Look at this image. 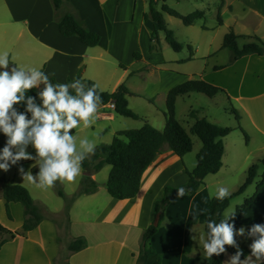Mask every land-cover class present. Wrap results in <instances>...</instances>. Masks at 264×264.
Here are the masks:
<instances>
[{
    "label": "crops",
    "instance_id": "obj_1",
    "mask_svg": "<svg viewBox=\"0 0 264 264\" xmlns=\"http://www.w3.org/2000/svg\"><path fill=\"white\" fill-rule=\"evenodd\" d=\"M68 1H65L57 13L53 0H0V53L7 51L10 60L18 66L40 69L59 83H66L81 74L83 78L95 81L103 92L113 93L121 84H125L132 94L128 97L130 108L133 95H138L141 90L162 95L166 105L171 89L191 79H202L225 88L226 83L222 79L223 83L217 81L219 76L210 78L211 74L222 71L217 66L206 72L182 75L172 70L165 61L152 60L158 49L150 52L156 24L144 21V14L149 8L148 0ZM161 1L156 0L158 10ZM218 11L222 15L223 23L220 26L225 28L224 35L232 28L238 36L254 37L249 35L253 33L264 41V0H223ZM68 12L77 15L89 31L100 36L96 47H88L78 38L64 37L60 33L59 15ZM211 45L212 41L208 45L209 49ZM135 53L141 54V61L134 58ZM241 60L245 61L244 74L258 69L260 76H264V57L248 56L239 61ZM118 67L121 72L116 75ZM233 67V70L236 69ZM156 71L172 76L162 79L161 85L156 86ZM145 75L147 78H144ZM139 76H142L143 83L135 82V78ZM182 98L184 97L178 98L176 109ZM229 98L236 103L235 108L241 117L240 126L249 136V141L237 129V121L235 125H225L224 121L215 117H200L236 130L223 138L225 152L221 170L207 176L204 186L196 193L177 198L166 209L165 219L151 239L152 247L162 255V264H196V258L202 255L203 247L192 237L198 238L201 232H205V214L211 198L209 192H215L221 186L227 187L230 194L235 192L244 183L249 167L264 160V85L256 91L230 95ZM20 110L23 111V108ZM118 116L122 117L110 104H101L95 123L89 128H84L81 124L72 130V134L76 138L77 135L86 136L89 140H93V135L96 134L101 143L109 136L114 139L120 132L115 129ZM177 120L181 123L178 118ZM194 123L195 120L187 128L181 124L190 131ZM193 137L197 136H192L193 151L183 158L165 148L143 174L139 193L133 199L112 198L107 191L108 179L100 184L99 173H95L93 179L98 184V191L81 195L73 201L69 211V231L64 238L60 236L59 218L64 216L65 207L63 204L50 205V202H54L51 201L53 190L60 181L53 187L39 189L23 179L18 172L19 165L12 166L8 172L0 170V176L28 189L44 216L37 228L0 248V264H55V260L64 251L67 252L71 240L79 237L86 239L87 247L78 253L68 252L70 264H137L142 233L156 217L155 203L163 198L167 187L185 185L189 180L188 172H193L197 167V154L202 143ZM3 146L0 141V149ZM28 151L35 155L34 149ZM32 163L33 161L20 162L25 171H28ZM34 168L37 167L30 170L33 171ZM110 172L111 170L109 174ZM263 176L264 165L260 164L254 183L240 196L246 199L252 197ZM82 178L83 169L74 182H60L66 189L67 198H71L79 190ZM233 201L225 211H233L235 208L234 222L237 221V229L241 226L247 229L256 223L264 224V187L240 215H237L240 203L233 204ZM10 210L11 219L6 213V201L0 196V224L10 231H21L24 206L21 203H10ZM236 239L240 247L250 250L248 245L252 242L251 238ZM231 255L225 254L223 264Z\"/></svg>",
    "mask_w": 264,
    "mask_h": 264
},
{
    "label": "trees",
    "instance_id": "obj_2",
    "mask_svg": "<svg viewBox=\"0 0 264 264\" xmlns=\"http://www.w3.org/2000/svg\"><path fill=\"white\" fill-rule=\"evenodd\" d=\"M68 0H53L54 8L57 13ZM149 8L144 14V21H152L156 24V29L152 35L153 44L150 47V52L156 50L159 44V32L165 33V40L175 52H181L183 45L178 42L174 32L168 28L164 14L180 19L187 27L194 26L195 23L204 18V13L195 11L187 16L181 15L165 4L161 10H158L156 0H148ZM60 33L64 37H76L84 45L88 47H96L100 42V36L94 32L89 31L80 19L74 13L68 12L64 15H59L58 19ZM218 23L222 25V16L219 11ZM241 39H249L243 47H239ZM191 55L193 56V49L189 46ZM222 49L230 52L231 62L248 56L264 57V41L258 37L238 36L231 28L224 36ZM134 58L141 61V54L135 53ZM122 68H125L122 66ZM134 73H131L133 75ZM76 78L81 79L89 86L97 84L95 81L88 80L78 74ZM53 83H59L56 79L50 78ZM74 80V79H73ZM69 80L66 83L72 82ZM43 86L41 85V88ZM40 89H34L30 93L35 96ZM224 91L222 88L208 83L202 79H191L183 84H180L168 93L166 99V111L164 117L166 125L164 130L160 131L154 128L149 123H145L141 129L127 130L118 132L109 145H99L96 147L95 155L85 160L82 165L84 172L79 190L71 197L67 198L65 193L58 189V195L67 201L64 208V216L66 218L67 227L69 231V211L73 201L81 195H89L98 191V184L93 179V175L101 171L105 166H111V172L107 181V191L112 198L118 200L133 199L137 196L140 190L142 176L148 167L157 159V157L167 147L173 151L178 157L183 158L193 151L194 143L192 136H197L202 148L197 154V167L193 172H188L189 180L185 185L178 187H167L165 189L163 198L155 203V215H160V223L155 226L153 223L142 233L140 250L137 255V264H162V255L158 253L151 245L152 237L158 232L161 223L165 219V212L168 206L177 198V190L179 188L185 189V195H192L196 193L205 184V179L209 175L217 174L223 166V156L225 147L223 138L233 133L236 129L231 127H223L217 125L206 118H200L194 111L190 114L195 119V123L187 131L176 118V103L178 98L189 96L193 93L202 94L210 99L215 98L219 93ZM98 92L102 96L103 105L113 103L115 111L118 115L134 120L140 119L139 115L129 108L128 97L132 94L125 84H121L113 93L103 92L98 88ZM74 94V93H73ZM230 100V98H229ZM37 103H40L37 98ZM231 114L234 115L238 130L242 132L246 141H249V136L240 126V114L237 109L231 105ZM30 115V114H29ZM5 137L0 133V141L4 144ZM29 149H32L31 146ZM264 165V160H260L252 164L246 172V179L244 183L229 197L223 201L215 198H210L205 214V222L211 218L217 221L222 218L224 211L230 206L231 202L242 195L246 189L252 185L258 175L259 165ZM38 169L34 168L33 173ZM59 183L56 188H59ZM264 187V176L258 183L254 195L245 200L244 204L237 208V215L242 214L254 201L260 190ZM0 196L6 201V213L8 218H12L10 203H21L24 206V224L21 231H10L0 224V248L7 242L21 236H25L27 232L37 228L44 220V216L40 208L35 204L30 192L25 187L8 181L3 176H0ZM237 228V221L235 222ZM206 231V223H205ZM87 247V241L83 237L74 238L67 247V253L61 254L56 260L55 264H70L69 254L78 253ZM227 253L233 254L236 249L226 246ZM243 249L245 256L250 254V250L245 247ZM204 250L202 249V252ZM226 254V253H225ZM225 254L213 256L211 260L205 259L203 253L196 258V264H223ZM244 257L242 256L241 259Z\"/></svg>",
    "mask_w": 264,
    "mask_h": 264
},
{
    "label": "clouds",
    "instance_id": "obj_3",
    "mask_svg": "<svg viewBox=\"0 0 264 264\" xmlns=\"http://www.w3.org/2000/svg\"><path fill=\"white\" fill-rule=\"evenodd\" d=\"M98 88V84L89 86L79 78L53 83L42 70L18 66L7 51L0 53V133L6 138L0 149V170L8 172L19 165L23 179L39 189L53 187L57 181L74 182L81 174L83 162L95 155L96 145L88 138L77 142L72 130L81 124L89 128L95 123L102 103ZM34 89H40L35 96L30 94ZM30 146L35 155L28 151ZM21 161H33L28 171ZM32 167L38 170L33 173ZM183 195L185 189L181 187L177 197ZM209 196L223 201L230 192L221 186L210 191ZM234 221L235 211H225L218 221L209 218L206 231L198 238L192 237L202 245L204 258L211 260L214 255L225 254L229 246L236 251L225 264H264V224L237 229ZM236 237L251 238L249 255L245 256Z\"/></svg>",
    "mask_w": 264,
    "mask_h": 264
},
{
    "label": "rangeland",
    "instance_id": "obj_4",
    "mask_svg": "<svg viewBox=\"0 0 264 264\" xmlns=\"http://www.w3.org/2000/svg\"><path fill=\"white\" fill-rule=\"evenodd\" d=\"M162 1L158 4V8L160 10L164 3ZM221 1L223 0H165V4L167 6L181 15L186 16L195 11H202L204 12V18L199 20L194 26L187 27L180 19L165 14V20L168 28L174 32L178 42L183 45V49L181 52H175L165 40V33L160 32L159 48L156 46V49L158 50H156L155 57H153L152 60L155 61L159 59L160 62L165 61L167 65L171 66L172 70L178 71V73H181L182 75H191V73H200L202 71L206 72L211 70L213 66H217L222 71L218 74H211L210 72V78L219 76V80L217 81H219V83H226L224 86L225 88H223L224 91L219 93L213 99H210L202 94L193 93L194 95L190 94L189 97L185 96L179 101L176 109V118H178L186 128L189 125H192L195 120L190 115L192 111H194L198 117H215L224 121L225 125H231L232 123L235 125L236 119L234 115L231 114L230 110L231 105L236 107V103L233 99L229 100V96L238 95V93L256 91L264 85V76H260L258 69L250 70V74H244L245 61L238 60V63L231 62L230 52L226 49H222L225 28H221L218 23V7L220 6ZM249 35L258 37L253 33ZM210 41H212V47L209 49L208 45ZM249 41V39H241L239 41V47H243V45ZM189 46L193 49V56L191 55ZM233 66H235L236 69L233 70ZM120 72L121 69L118 67V70H116L115 73L118 75ZM171 76L172 75L170 74H164L156 71L154 73V83L156 86H160L162 79L169 78ZM144 78H147L146 75ZM150 78L151 77H149V79ZM142 81V76L135 78V82L137 83H143ZM133 96L134 97L130 102L132 109L130 107L129 108L139 115L140 119L134 120L118 116L115 121V129H118L117 131L120 132L137 130L144 123H149L157 130L165 128L166 120L164 112L166 111V105H164L163 96H157V94L145 92L144 90H141L138 95ZM93 136L94 139L90 141L94 142L96 146L101 144L109 145L113 141V137L109 136L101 143L99 142V137H96L98 135L94 134ZM83 138H86V136L77 135V142ZM193 139L200 142V139L197 137H193ZM109 170H111V167L107 165L98 172V182L100 184L107 181ZM58 183L60 187L53 190V197L51 198V201L54 202H50V205L54 206L56 204H63L64 207H66L67 201L60 197L57 192L58 189H61L65 193L66 189L64 190V187L60 182H57L56 184ZM245 199V197H237L236 200L238 201H233L235 202L233 204L239 202V205L241 206L244 204ZM232 210H235V208ZM59 220L60 236L64 238V235L67 233V222L64 216H61ZM64 253L66 254L67 252L64 251L63 254Z\"/></svg>",
    "mask_w": 264,
    "mask_h": 264
},
{
    "label": "water",
    "instance_id": "obj_5",
    "mask_svg": "<svg viewBox=\"0 0 264 264\" xmlns=\"http://www.w3.org/2000/svg\"><path fill=\"white\" fill-rule=\"evenodd\" d=\"M159 223H160V215H156V217H155V220H154L153 224H154L155 226H158V225H159Z\"/></svg>",
    "mask_w": 264,
    "mask_h": 264
},
{
    "label": "built area",
    "instance_id": "obj_6",
    "mask_svg": "<svg viewBox=\"0 0 264 264\" xmlns=\"http://www.w3.org/2000/svg\"><path fill=\"white\" fill-rule=\"evenodd\" d=\"M110 106H111V107H113V108H115V106H114V104H113V103H111V104H110Z\"/></svg>",
    "mask_w": 264,
    "mask_h": 264
}]
</instances>
